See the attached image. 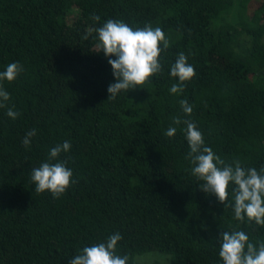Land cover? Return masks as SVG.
<instances>
[{"label":"trees","instance_id":"16d2710c","mask_svg":"<svg viewBox=\"0 0 264 264\" xmlns=\"http://www.w3.org/2000/svg\"><path fill=\"white\" fill-rule=\"evenodd\" d=\"M108 19L160 27L169 41L162 73L114 100L95 32ZM180 52L195 75L172 94ZM12 62L24 70L2 82L11 99L0 108V264H69L117 232L128 264L153 251L172 264H223L221 231L264 242V226L235 220L199 188L186 126L173 124L194 122L226 164L264 167V0H0V71ZM8 108L20 115L11 119ZM170 126L173 137L164 134ZM65 140L71 148L58 159L75 182L59 198L35 192L31 169Z\"/></svg>","mask_w":264,"mask_h":264},{"label":"clouds","instance_id":"9594fccd","mask_svg":"<svg viewBox=\"0 0 264 264\" xmlns=\"http://www.w3.org/2000/svg\"><path fill=\"white\" fill-rule=\"evenodd\" d=\"M94 19L100 18L97 16ZM95 32L97 47L109 58L108 63L115 78V82L110 83L107 88L108 100H114L121 91L135 89L150 77L162 73L160 54L169 47V41L160 27L154 28L151 24H146L143 28L133 29L124 21L108 19ZM83 38L87 40L88 35ZM23 70L19 62H12L4 71H0V108H6L11 99L2 82L15 81ZM194 75V67L188 63L186 55L180 52L170 65V76L178 78V83L172 84L170 92L182 93L185 82ZM179 104L183 113L190 116L193 109L188 101L182 99ZM7 115L15 120L20 114L8 108ZM173 124L186 126L182 129L190 149L186 159L191 165L190 174L202 181L199 188L205 193L214 194L221 204L231 207L235 220L244 222L247 218L249 222L254 221L257 225L264 226V167L259 170L255 167L245 168L238 160L233 161L234 166L226 164L205 145L203 133L194 122L176 116ZM176 131V127L170 126L164 134L173 137ZM35 135L36 129L30 130L23 145L30 147L31 137ZM70 148L71 144L67 140L56 144L50 149L48 159L31 169L30 180L35 186V192L47 191L54 198H59L75 182L73 170L67 166V161L58 159L61 153H67ZM230 182L234 185L232 201H228ZM219 239V257L223 264H264V242H250L249 236L242 230L221 231ZM121 240L122 236L117 232L110 235L106 242L85 246L69 264H128L129 256L118 255L116 252Z\"/></svg>","mask_w":264,"mask_h":264},{"label":"rangeland","instance_id":"374dc122","mask_svg":"<svg viewBox=\"0 0 264 264\" xmlns=\"http://www.w3.org/2000/svg\"><path fill=\"white\" fill-rule=\"evenodd\" d=\"M166 257L171 259V256H167V255H164L163 253L153 251L147 254L137 256L136 260L140 264H155V263L169 264V261ZM171 264H172V259H171Z\"/></svg>","mask_w":264,"mask_h":264}]
</instances>
